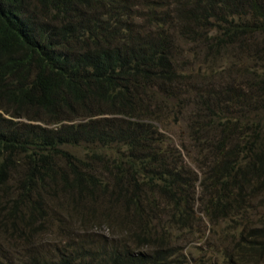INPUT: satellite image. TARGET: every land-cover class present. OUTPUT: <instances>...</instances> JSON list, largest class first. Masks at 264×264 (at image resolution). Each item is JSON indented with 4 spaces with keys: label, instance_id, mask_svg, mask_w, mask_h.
Returning <instances> with one entry per match:
<instances>
[{
    "label": "trees",
    "instance_id": "1",
    "mask_svg": "<svg viewBox=\"0 0 264 264\" xmlns=\"http://www.w3.org/2000/svg\"><path fill=\"white\" fill-rule=\"evenodd\" d=\"M175 27L182 33L170 35ZM187 43L210 61L244 52V61L261 69L264 0H0V230L29 244L52 227L63 233L61 225L81 223L84 211L92 231L119 232L96 248L88 244L92 233L13 262L181 264L168 262L170 233L159 234L154 224L166 210L170 224L185 231L197 203L194 176L160 149L157 128L159 103L167 107L174 94L167 87L184 77L175 50ZM249 72L257 90L243 94L240 105L262 109L264 71ZM210 113L190 126L196 151L211 162L207 171L198 162L199 186L216 192L197 209L211 221L225 218L233 242L208 261L252 264L264 256L263 129L260 120L250 127ZM112 114L126 120L101 119ZM144 184L160 186L159 196L146 194ZM60 193L74 212L82 208L76 218L53 202ZM157 198L166 202L162 209ZM98 207L106 226L93 218ZM252 214L260 216L257 225L249 223Z\"/></svg>",
    "mask_w": 264,
    "mask_h": 264
},
{
    "label": "rangeland",
    "instance_id": "2",
    "mask_svg": "<svg viewBox=\"0 0 264 264\" xmlns=\"http://www.w3.org/2000/svg\"><path fill=\"white\" fill-rule=\"evenodd\" d=\"M172 9V6H170ZM210 23H214L210 21ZM209 36L213 35L212 30H207ZM170 35H179L181 32L180 28L175 27L169 31ZM255 42L252 45H257L259 40H253ZM197 45L187 43L180 45V49H176L177 52L176 59L178 72L184 71V77L179 80L178 83L171 84L167 87L172 93H174L166 102L167 107L172 106V108L167 109V107L159 103L162 108L160 112V120L158 121V133L163 136V143L159 144L161 150L165 151L166 154L172 153L171 157H178L179 160L175 162V165H180L184 163L188 171L194 176L195 185V202L193 207V214L191 223L188 224L185 231L179 230L178 225H174V220L170 224V214L166 210L159 211V215L156 219L155 226L159 228L156 231L161 234L164 230L170 233L169 245L173 250L174 256L168 261H177L181 264H210L209 259L213 252L217 251L218 248L228 245L232 241L230 235L232 234L228 231L226 233V221L225 218L218 216L214 221L208 220L204 214L200 213L197 207L200 204L201 199L203 203H206L209 199H212L216 192L213 189L203 192V186H199L204 182V178L198 171V162L203 165V170L207 171L210 168V159L205 156V151H196V146L190 139V133H197L195 129L190 126H197V123H203L207 116H213L210 111L216 113L217 116L237 118L241 125L254 126L257 121L260 120V124L263 129L264 135V105L262 109L255 102L249 110L240 105L239 100L241 96L250 91H256L257 86L254 81L253 71H258L259 74L264 71V67L259 64L251 63V59L244 61L246 53L238 52V50L231 49L225 55L215 60H206L202 50H198ZM248 59V58H247ZM191 67V68H190ZM199 68L200 73L195 75V69ZM249 69L248 71L246 69ZM257 72V73H258ZM197 76V77H196ZM180 81L182 83H180ZM154 91V90H153ZM158 93L157 90H155ZM256 94V93H255ZM210 102L211 106L206 104ZM210 111H208V109ZM245 109V110H243ZM248 110V111H247ZM243 116V117H242ZM117 118L120 121H125L126 118L121 115L112 114L108 116H103L101 119ZM248 118V119H246ZM247 136L250 135L251 131H244ZM261 135H257L254 140L257 143L260 142ZM187 148V152L182 149ZM191 147V148H189ZM196 151V152H195ZM170 156V155H169ZM17 179L14 178L10 181V186L16 185ZM160 186L144 184L142 189L146 194L152 196H159ZM8 198H13L15 192L13 190H8ZM1 193V191H0ZM62 193L53 200L54 203L59 202L58 206L69 211V213L76 218L77 212L81 211L79 208L74 212V207L72 204L62 197ZM161 197V196H160ZM198 197V200H197ZM263 200V195H260L257 199L258 201ZM169 201V200H167ZM160 209L165 206V200H160L157 198ZM170 204V203H169ZM199 204V205H198ZM52 205V204H50ZM263 211V210H262ZM264 212V211H263ZM251 225H257L259 222L255 215H250ZM264 217V216H261ZM93 218H98L102 226H106V211L101 207H98L93 213ZM91 223L87 221L85 217V212L83 211V218L80 222H74L69 226H63V233L57 232L53 227L48 229L43 235L36 236L32 241L27 244L18 238H14L9 234L0 230V259L3 262L11 264H18L13 262L18 259L25 258V256L31 250H36L43 253L44 250L49 251L55 243H59L63 246L67 240L78 241L80 239H88L89 235L94 237L89 239V246L96 248V245H101L103 241L110 239L113 233L111 230L107 231L104 228H98L91 230V226L87 227L84 224ZM163 223V229L160 230L161 224ZM264 221L262 220V222ZM159 224V225H158ZM84 230L89 231L86 234H79ZM61 229V228H59ZM62 230V229H61ZM117 236H115L116 238ZM121 237V236H118ZM130 243V242H129ZM127 245L129 249H133L134 243ZM212 259V258H211ZM214 260V258L212 259ZM220 264V263H214ZM252 264H264V256L257 258Z\"/></svg>",
    "mask_w": 264,
    "mask_h": 264
},
{
    "label": "clouds",
    "instance_id": "3",
    "mask_svg": "<svg viewBox=\"0 0 264 264\" xmlns=\"http://www.w3.org/2000/svg\"><path fill=\"white\" fill-rule=\"evenodd\" d=\"M210 258H211V256H210ZM212 264H214V263H212Z\"/></svg>",
    "mask_w": 264,
    "mask_h": 264
}]
</instances>
